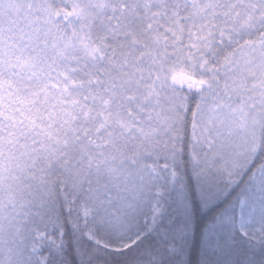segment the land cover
<instances>
[{"label": "snow or ice", "instance_id": "snow-or-ice-1", "mask_svg": "<svg viewBox=\"0 0 264 264\" xmlns=\"http://www.w3.org/2000/svg\"><path fill=\"white\" fill-rule=\"evenodd\" d=\"M0 264H264V0H0Z\"/></svg>", "mask_w": 264, "mask_h": 264}, {"label": "trees", "instance_id": "trees-1", "mask_svg": "<svg viewBox=\"0 0 264 264\" xmlns=\"http://www.w3.org/2000/svg\"><path fill=\"white\" fill-rule=\"evenodd\" d=\"M237 242H238V246L240 248H246L247 247V242L244 241L242 238L237 237Z\"/></svg>", "mask_w": 264, "mask_h": 264}]
</instances>
